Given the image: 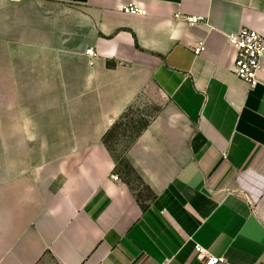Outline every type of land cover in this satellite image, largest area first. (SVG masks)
Returning <instances> with one entry per match:
<instances>
[{
	"label": "crops",
	"instance_id": "0c3cea01",
	"mask_svg": "<svg viewBox=\"0 0 264 264\" xmlns=\"http://www.w3.org/2000/svg\"><path fill=\"white\" fill-rule=\"evenodd\" d=\"M243 27L264 36V0H0V264H205L196 244L264 264V61L256 86L234 74ZM145 94L161 109L118 159L104 137Z\"/></svg>",
	"mask_w": 264,
	"mask_h": 264
},
{
	"label": "built area",
	"instance_id": "2783aa9c",
	"mask_svg": "<svg viewBox=\"0 0 264 264\" xmlns=\"http://www.w3.org/2000/svg\"><path fill=\"white\" fill-rule=\"evenodd\" d=\"M18 2L21 0H4ZM122 11L130 15L146 16L148 11L142 5L129 3L122 6ZM175 19L186 23L189 26H195L206 22V17L201 15H184L181 12L175 14ZM228 42L236 50L233 72L242 81L251 86H256L260 82L259 72L264 61V36L257 30L249 27H243L237 32L227 35ZM206 50V45L201 43L193 47L196 56H200ZM88 55L95 57L97 53L95 48L87 50ZM114 180H119L117 175L112 176ZM197 256L205 264H222L224 257H216L200 244L195 245Z\"/></svg>",
	"mask_w": 264,
	"mask_h": 264
},
{
	"label": "rangeland",
	"instance_id": "374dc122",
	"mask_svg": "<svg viewBox=\"0 0 264 264\" xmlns=\"http://www.w3.org/2000/svg\"><path fill=\"white\" fill-rule=\"evenodd\" d=\"M147 94L138 98L133 105L129 107L127 118L122 121V125L118 130V134L114 139H111L110 146L118 159H122L124 149L131 144V136L134 135L141 124L145 121L153 119L160 111L161 107L155 98H151ZM124 164V162H122ZM127 177L132 180L134 177L132 173L127 171Z\"/></svg>",
	"mask_w": 264,
	"mask_h": 264
},
{
	"label": "trees",
	"instance_id": "16d2710c",
	"mask_svg": "<svg viewBox=\"0 0 264 264\" xmlns=\"http://www.w3.org/2000/svg\"><path fill=\"white\" fill-rule=\"evenodd\" d=\"M129 108L127 109V111L123 114V116L117 121L115 122V124L111 127V129L107 132V134L104 137V143L111 149L110 146V141L111 139H114L117 134L119 133L118 130L122 125V121L127 118V112H128ZM149 120L145 121L143 124H141L140 128L138 129V131L131 136V143L134 142L136 140V138L141 134V132L149 125Z\"/></svg>",
	"mask_w": 264,
	"mask_h": 264
}]
</instances>
